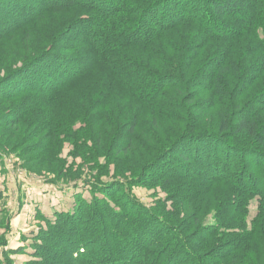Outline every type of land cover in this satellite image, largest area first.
<instances>
[{"label": "trees", "instance_id": "1", "mask_svg": "<svg viewBox=\"0 0 264 264\" xmlns=\"http://www.w3.org/2000/svg\"><path fill=\"white\" fill-rule=\"evenodd\" d=\"M48 1L50 3L38 12V7ZM176 1L182 7H176ZM187 1L189 0H82V2L79 0H30L26 4L15 1L11 4L12 6H0L1 26L4 27L6 23L8 28L11 27L12 32L16 28L18 29V26L12 27L17 23L6 21L5 18H8L13 10V13L19 12L11 16L17 21L26 19L30 15L24 25L38 19L41 15L58 10L68 13H79L80 11L86 13L67 32V35L70 34L69 46L75 48L74 53L72 55L63 52L55 54L57 62L54 64L56 66L50 76L51 79L47 82L50 84L45 90L42 89L43 91L38 89L32 91V93L38 94V100L60 96L64 92L69 95L70 91L84 87L91 78L97 77V81L102 83L99 106L111 98L115 103L118 99L123 100L121 108L124 110L129 99H133L137 104L135 113L127 110L114 115L115 126L111 121L103 119L105 117L102 114H98L89 116L90 125L83 123L79 130L68 131L70 138L79 139L89 131V127L98 130L99 125L104 123V130L97 131L95 136L101 151L105 147V143L101 144L104 141L103 138L110 136L112 129H115V138L111 141L107 154L111 156V159L131 156L129 161L131 168L128 173L134 171V175L131 178L125 177V171L122 169L118 174L119 177L113 178L111 182L102 181L101 177L105 174L103 170H107V162L100 163L99 157L94 153L90 160L83 162L85 161L84 155L80 152L83 148L78 144L74 155L81 158L82 164H90L89 170L95 172L94 175H91V179L82 181V184L91 189L105 186L109 190L115 189L116 193L112 195L107 193V197L101 199L94 195L91 202L79 198L75 210L71 214H57L54 221L47 223V230H59L63 233L65 239L62 244L59 243V245L56 242L52 244V247H56L57 250L60 249L64 253L67 252V256L62 259V262H60L59 256L58 260L55 258L53 261H49L52 251L46 247L38 248L36 246L31 255L36 260L28 264H68L69 262H77V264H135L134 262L137 260L140 262L138 264H160L162 260L165 261L162 263L166 264L177 254L186 258L185 264H228L229 262L254 264L250 255L256 249L260 253L258 257L260 259L261 256V264H264V190H257L251 183V177H248L249 184L246 186L244 182L247 181L243 174L238 178L235 176L233 180L229 178L230 176L217 179L213 173L210 175L212 177L206 178L203 183L189 185L187 181L178 177V173L182 172L180 168L174 171L166 167L162 173L158 171L161 162L172 158L171 152L181 145V140L213 138L217 144L213 152V154L216 153V157L213 158L214 160L207 159L205 156L201 157L202 161H208L204 165L205 168L202 167L203 174L207 169H212L208 164L210 161L216 165L215 160L221 161L218 159L219 157L223 160L226 159V155L222 158L216 150L218 146L224 145L233 153L239 154L238 152H240L248 154L246 156H255L253 164L258 169L255 171V176L260 178L262 186H264V173L262 172L263 176L259 175V168L264 167V109L261 110L264 101L257 98L258 103L255 106L260 107V110L255 109L254 111L248 104L251 101L246 104L248 92H239L242 89L241 86L246 87L253 78L244 73L242 60L237 62V55H230V51L227 50L229 56L221 54L218 62L213 65L209 76L210 84L207 85L212 92L210 101L216 104L213 122H207L205 119L206 123L204 124V116L196 118L192 115L194 118L185 123L171 144L169 141L167 147L161 145L164 148L159 153H156L155 147V144L158 143L154 144L156 138L149 139V142L154 145L151 147L147 145L144 137H139L136 132L142 114L151 111L153 118L147 125L156 124L159 126L157 124L159 120L162 123L175 120L177 117L174 113L175 108H179L181 112H187L188 109L184 108V106L186 107L184 103L193 104L195 102L196 97L186 92L189 79H185L186 69L195 60V54L188 56L187 53L190 49L181 50L188 46L192 39L188 28L196 29L206 42L212 44L213 42L219 44L240 41L247 37L255 49L264 50V0H195L189 2L188 9L185 6ZM197 1L201 5L200 9L197 8ZM205 4L207 8L202 6ZM168 12L174 16H168ZM172 35H176V40L172 38ZM186 36H189L186 40L188 43L177 42L179 37H183L184 40ZM179 44L182 46L179 47ZM42 54L45 55L47 52ZM45 65L48 66V63ZM58 72L64 73V75L57 78ZM41 74L46 75L45 69L40 70L39 75ZM39 75L37 76L39 77ZM67 77L72 78L67 79ZM29 82L22 85L25 86ZM229 87L239 92L234 96V101H231L230 98L227 99ZM168 88L171 90L165 94L164 90ZM23 93V88L16 89L11 93L7 91L3 95L10 96L0 95V99L15 101ZM160 93L162 94L158 97ZM168 103L172 104V113H169V108H165ZM17 115L20 116L21 112ZM180 119L177 117L175 121H180ZM22 121L23 118L15 122L9 120L6 125L12 127L14 123L20 124ZM210 123L214 125L213 128L209 126ZM124 127L125 130L122 133L121 128ZM153 130H158V128L153 126ZM167 131V134L171 132ZM55 136V134L51 135V137ZM45 146H49V144ZM206 146L207 148L211 147V145H205L202 148L206 149ZM199 149H196V152H199ZM39 150L42 151L44 148ZM0 151H4L1 146ZM186 151L182 155L173 157L174 160L172 158L171 163L174 164L176 160H180L178 167L189 163L191 152ZM134 153L140 154L139 159L142 164L132 161ZM2 155L0 152V157ZM195 157L198 159L199 156L195 155ZM122 162L123 160L119 159L118 163ZM151 170L155 171L151 174ZM150 175L153 176L149 180ZM74 180H80V178ZM233 182L236 185H233ZM172 183L188 187L192 191L187 195L181 194L177 198L184 202L186 208L182 203L176 205L171 195H167L166 200L158 201L154 208L148 209L134 203L135 198L131 195L127 198V202H130L129 207H123L124 203L117 195L129 193L131 192L129 187L138 185L164 190V186H169ZM200 184H203V188L199 187ZM204 184L207 187L215 184L220 185L219 191H225L222 185L228 188L224 202L226 205H221L217 216L213 218L216 224L206 225L203 220L198 229V237L192 238L190 225L186 220H183L182 216L184 212L189 216L191 210L189 204L201 196L203 189L207 188L204 187ZM78 196L81 194L79 193ZM186 196L188 199H185ZM254 198L257 202L256 214L248 225L247 209ZM225 212L230 213L226 218ZM93 213L94 215L91 216ZM141 214L144 215L142 219L139 218ZM190 214V218L195 215L193 211ZM133 216L137 218L136 223H139L141 227L132 231L126 230L124 226L133 224ZM86 218L100 224V232L104 233L101 232L103 242L100 243L98 251L90 252L89 249L90 244L93 245V240H98L96 231L90 230L91 236L88 235L87 238L82 234ZM187 219L189 220V218ZM155 223L159 225V228L152 227ZM121 231L122 234H120ZM123 235H125V239L122 238ZM216 235H227L231 238L227 244L225 243L223 249L218 248L217 244L213 248L211 241L207 243L209 236ZM33 239L36 242H42L46 240V237L42 232L36 234ZM129 245L136 246L138 250L127 256ZM221 250L228 251L221 255L219 252ZM239 251L243 254L237 255ZM96 252L99 254L98 258L96 255L93 258L92 254ZM213 253L218 254L213 255ZM234 254H236L235 257H233ZM0 264H12V262L8 259V261L2 260Z\"/></svg>", "mask_w": 264, "mask_h": 264}, {"label": "rangeland", "instance_id": "2", "mask_svg": "<svg viewBox=\"0 0 264 264\" xmlns=\"http://www.w3.org/2000/svg\"><path fill=\"white\" fill-rule=\"evenodd\" d=\"M15 1L20 4H26L30 0H0V6H12L11 4ZM79 1L82 2V0ZM191 1L194 2L195 0L187 1V4H185L186 8L190 6L189 2ZM49 3L48 1L43 6L38 7V12L43 10ZM202 6L207 8L206 4ZM171 7L173 8V6H170V8ZM176 7L180 8L182 6L177 2ZM200 7L201 5H199L197 1V8L200 9ZM15 11H17V9H15ZM13 12L14 10L11 11L10 16L6 15L8 18H5V20L17 23L16 25L13 24L12 27L18 26V29L16 28L12 32L11 27L8 28L6 23L5 26L2 27V23L0 22V95L3 97L10 96L3 95V93L7 91L10 93L15 92V90L19 88H23L24 93L15 101H6L3 98L0 99V146L4 149L3 152L0 151L3 154L0 157V262L2 260L8 261L9 259L12 264H28L31 261H35L36 258L31 257V255L34 253V248L36 246H38V248L46 247L52 251V256L48 259L49 261H53L59 256V258H61L60 262H62V259L67 256V252L64 253L59 248V250H57L56 247H52V244L56 242L62 244L65 238L63 233L59 230H47V223L54 221L56 215L59 213L71 214L75 210L79 198L91 202L94 195L101 199L107 197V193L110 195L116 193L115 189L109 190V188L105 186L91 189L82 184V181L91 179V175H94L95 172L89 170L90 164H82L81 158L74 155L78 144L83 148L80 151L84 155L85 161L83 162L90 160L93 153L99 157L100 163L107 162V170H103L105 174L101 177L102 181L111 182L113 178L119 177L118 174H120L122 169L125 171V177L131 178L134 175V171L128 173V170L131 168L129 162L131 156L111 159V156L107 154L111 141L115 138V129L111 128V135L107 138H103L104 141L101 144L104 145L105 143V147L101 151L100 148H98L99 145L95 136L97 131L104 130V123L99 125L98 130L97 128L89 127V131L85 133L83 137H79V139L70 138L69 132H71V129L79 130L83 126V123L90 125L88 120L89 116L98 114H102L105 117L103 119L111 121L115 126L114 115H118L127 110L135 113L137 104L133 99H129L124 110L121 108V106H123V100L118 99L115 103L113 98H111L99 106L101 102L100 94L102 83L101 81H97V77H94V79L91 78L84 87L70 91L69 95L64 92V94L60 96L38 100V94L32 93V91L34 92L36 89L43 91L42 89L45 90L48 87L47 85L50 84V82L48 84L47 82L51 79L50 76L56 66L54 64L57 62V58L54 57L55 54L58 55L57 53L62 54L63 52L64 54L67 53L72 55L74 53L75 48L69 46V42L71 41L69 38L70 34L67 35V32L75 22L80 17H83V14L85 16L86 13H83V11L79 13H68L58 10L46 15H41L38 19H34L30 21L29 24L24 25L30 15L26 19L21 21L18 19L17 21V19L11 18V16L19 12ZM168 16L173 17L174 15L168 12ZM187 30L189 31L188 33L192 35L190 44L186 41L190 35L184 37V40L183 37H179L177 42L182 43V41H184L183 44L188 43V46L181 48V50L185 48L190 49L188 52L189 54L187 53L188 56L195 54V60L190 63L191 67L189 66L186 69L187 76L185 78L189 79V81H187L188 85L186 87V92L196 97L194 99L195 102L193 104H188L184 101L186 105L184 108L188 109L187 112H181L179 108L174 109V113H176L177 117L184 121L181 119L180 121H175L177 117L174 121H169L167 123H162V121L159 120L157 123L159 126H156V124L153 125L157 127L158 130H153L152 125H147V123L150 124L153 118L152 112L149 111L148 113L142 114L138 127L136 128L137 135L141 138L144 137L148 146L153 147L154 145L149 142V139L156 138L154 142V144L156 142L158 143L155 144L156 153L162 151L164 146L167 147L169 143L171 144L175 140L177 133L183 129L185 123L188 120L189 122L191 121L192 115L196 118L204 116V124L206 123L205 119L207 122H213L216 104L210 101L212 99V92L207 85L210 84L209 76L212 72L213 65L218 62L221 54L228 55L227 50L230 51V55H237V62L242 60L244 73L249 77H253L246 87L242 85V89L239 90V92H248L246 104L251 101L248 104H250V109H254L255 111V109L260 110V107L255 106V104L258 103L256 99L258 98L264 101L263 49H255V46L249 42L247 37L242 38L240 41L235 40L219 44L213 42L212 44L206 42L196 29L193 30L188 28ZM71 34H73V32H71ZM172 38L176 40L177 37L176 35H172ZM180 46L182 45L179 44V47ZM45 52H47V54H42ZM46 63H48V66L45 65ZM41 69H45L46 75H39ZM251 70L253 71L251 72ZM57 74V78L64 75V73L61 74L60 72ZM37 75H39V77ZM69 78L71 79L72 77H67V79ZM28 81H30L29 84L25 86L22 85ZM170 90L169 88L164 90L165 94H168ZM239 92L229 87L227 89V99L230 98L231 101H234V96ZM162 93H160L158 97ZM222 103L224 104V102ZM165 108H169V113H172L171 111L173 108L171 103H168ZM263 109L264 104L261 110ZM16 112H21V115H17ZM22 118L23 121L20 124L14 123L12 127L6 125L9 120L15 122ZM209 126L213 128L214 125L210 123ZM121 130L123 133L125 127L121 128ZM167 130L171 132L167 134ZM53 134L56 136L51 137ZM84 140L85 142H83ZM215 141L216 140H213V138L192 139L188 141L181 140V145L171 152V156L173 158L189 150L191 152L190 162L178 167V161L180 160H176L174 164L171 163L172 158L169 160H162L163 162H161L158 171L162 173L166 170V167L174 171L180 168L182 172L178 173V177L187 181L189 185H193L191 183H203L206 178L212 177L210 175L213 173L215 177L217 176V179L218 177L226 178L230 176L229 178L233 180L235 176L238 178L243 174L247 181L244 182L246 186L249 184L248 177H251L252 185H254L257 190H264L260 178L255 176V171H258L257 166L253 164V158L255 156H246L248 154H242L240 152H238L239 154L233 153L226 149L224 145L218 146L216 150L218 155H221L222 158L226 155V159L223 160L219 157L218 159L221 161L217 162V160H215L216 165H213L214 162L211 163L210 161L208 164L212 169H205L206 172L203 174L204 165L208 161H202L201 157L205 156L207 159L216 157V153L213 154L217 146ZM46 144H49V146H45ZM205 145H211V147L208 146L207 148L206 146V149L202 148V146ZM41 148H44V150H39ZM196 149H199V152H196ZM195 155L199 156L198 159ZM139 157H141L140 154L134 153L132 161L142 164ZM119 159L123 160L121 164L118 163ZM214 166L217 167L215 168ZM259 169V175L263 176L264 167ZM154 171L155 170H151L150 173L152 174ZM75 173L77 174L75 175ZM152 176L153 175L149 176V180L150 178L152 179ZM76 178H80V180H74ZM233 185H236L235 182H233ZM199 187L203 188V184H200ZM204 187L207 186L204 184ZM222 187L225 191H219L221 188L220 185L218 186L215 184L208 186L203 189L202 194H200L201 196L191 201L189 204L191 207L190 212L193 211L195 213L192 218H190L191 214L189 211V216L184 212L185 210L183 211L184 215L182 217L183 220H186L190 225V236H192V238L198 237V229L203 220L206 225L216 224L213 218L217 216V211H219L221 205H226L224 202L228 188L224 185H222ZM129 188L131 192L123 193L126 197H124L123 194H117L124 203L123 207H129L128 205L130 202H127V198L132 195L135 198L133 202L138 203L144 209L154 208L158 201L166 200L167 195L172 196L176 205L182 203L184 208H186L184 202L177 198L181 194L187 195L192 192L190 188L178 186L174 183L169 186H164V190L159 188H148L144 185ZM79 193L81 196H78ZM185 199H188V196H186ZM226 202L229 201L226 200ZM256 205L257 202L254 198L251 200L247 209L246 220L248 225L255 217ZM229 214L230 213L227 214L225 212V218ZM93 215L94 213L91 214V216ZM143 217L144 215L141 214L139 218L142 219ZM187 218H189L190 222ZM86 219H84L82 234L87 238V236L90 235V230L96 231L98 240H93V245L90 244L89 249L90 252L98 251L97 249L100 248V243L103 242V239H101L102 231L100 232V224L94 223L89 220V218ZM136 219L137 218L133 216V224L131 223L124 226L126 230L130 229L129 231H132L134 229H140L141 225L136 223ZM196 221L198 222L196 223ZM152 227L159 228V225L155 223ZM107 230L109 231V229ZM42 232L45 234L46 240L36 242L33 238L36 234ZM107 233L106 231V234ZM122 233L121 231L120 234ZM102 234L104 233L102 232ZM152 237H155V235H152ZM122 238L125 239V235H123ZM230 239L231 238L227 235L209 236L207 243L211 241L213 248L217 244L218 248L223 249L224 245H226ZM195 246L197 245L195 244ZM137 250L136 246L132 247V245H129L126 255H131ZM227 251L228 250H221L219 252H221V255H224ZM217 254L213 253V255ZM242 254L243 252L239 251L237 255ZM259 254L257 249L256 251H252L250 258L254 260V264H261V256L259 259ZM94 255L98 258L97 255L99 254L98 252L92 254L93 258L95 257ZM235 256L236 254L233 255V257ZM107 257H109V255H107ZM138 261L139 260L134 263H140ZM162 261L160 264H163ZM163 262L165 263V261ZM186 262L187 260L183 255L177 254L166 262V264H185ZM68 264H77V262H69ZM228 264H236V262H229Z\"/></svg>", "mask_w": 264, "mask_h": 264}]
</instances>
